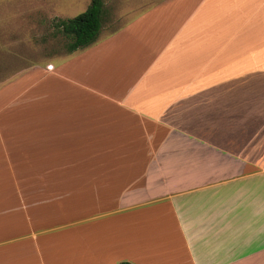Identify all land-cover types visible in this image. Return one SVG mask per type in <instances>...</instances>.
I'll list each match as a JSON object with an SVG mask.
<instances>
[{"label":"crops","instance_id":"crops-1","mask_svg":"<svg viewBox=\"0 0 264 264\" xmlns=\"http://www.w3.org/2000/svg\"><path fill=\"white\" fill-rule=\"evenodd\" d=\"M11 76L0 264H264V0H104Z\"/></svg>","mask_w":264,"mask_h":264},{"label":"rangeland","instance_id":"rangeland-1","mask_svg":"<svg viewBox=\"0 0 264 264\" xmlns=\"http://www.w3.org/2000/svg\"><path fill=\"white\" fill-rule=\"evenodd\" d=\"M89 3L90 0H0V84L25 68L65 57L69 41L54 24L77 16ZM50 65L48 68H52Z\"/></svg>","mask_w":264,"mask_h":264},{"label":"trees","instance_id":"trees-1","mask_svg":"<svg viewBox=\"0 0 264 264\" xmlns=\"http://www.w3.org/2000/svg\"><path fill=\"white\" fill-rule=\"evenodd\" d=\"M103 2L104 0H91L84 12L71 19L55 22L56 31L69 41V53L84 49L97 41L102 25Z\"/></svg>","mask_w":264,"mask_h":264}]
</instances>
